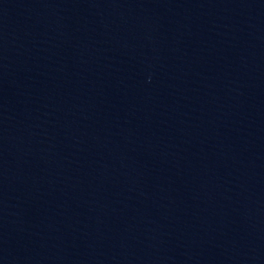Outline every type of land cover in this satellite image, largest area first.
<instances>
[{"label":"water","instance_id":"95a60500","mask_svg":"<svg viewBox=\"0 0 264 264\" xmlns=\"http://www.w3.org/2000/svg\"><path fill=\"white\" fill-rule=\"evenodd\" d=\"M0 264H264V0H0Z\"/></svg>","mask_w":264,"mask_h":264}]
</instances>
